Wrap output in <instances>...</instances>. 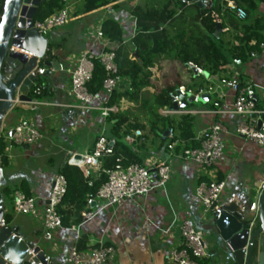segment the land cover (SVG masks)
Masks as SVG:
<instances>
[{"label": "crops", "instance_id": "obj_1", "mask_svg": "<svg viewBox=\"0 0 264 264\" xmlns=\"http://www.w3.org/2000/svg\"><path fill=\"white\" fill-rule=\"evenodd\" d=\"M141 3L142 0H68L69 23L47 36L49 47L55 52L61 68L55 71L44 67L47 73L35 82V87L40 84L42 88L41 95L36 97L33 90L29 95L38 103L18 105L6 117L2 128L4 133L12 135L19 121L28 117L37 124L44 138L34 146L12 148L11 160H7L6 170L4 168L7 182L2 192L6 188L21 190L36 199L37 207L42 212L55 176L70 164L71 159L77 154H91L101 136L111 140V126L101 116L107 96L100 92L93 106L85 108L78 105L70 95L71 72L83 54L99 56L105 51L106 44L108 48L117 49L116 43L99 35L107 20H115L120 24L123 43L131 47L132 60H138L132 41L140 30L147 29L155 41L160 39V31L165 25L142 23L131 15L132 10ZM258 3L264 14V3ZM160 63L159 66H165V62ZM157 67L151 70L153 76L159 69ZM184 69L181 81L195 79L191 72ZM239 70L246 82L264 85V53ZM156 77L152 79L154 88L149 90L151 93L160 90L156 86ZM124 80L125 85L130 86L129 80ZM227 96L231 103L234 95L227 92ZM129 106L132 105L123 102V109ZM201 111L202 114L193 116L195 148L199 147V136L211 125L221 124L224 132L225 152L213 172L206 173L195 162L176 157L173 159L175 173L165 189L121 206H106L96 200L93 211L88 214L92 216L90 220L85 219L80 225L63 227L56 232V248L44 238L41 221L26 215L12 218L4 201L6 225L17 228L24 241L35 243L45 250L54 264H68L69 250L73 246L78 247L82 238L86 241L84 251L98 247L101 242L113 246L116 253L110 264H170L168 252L180 242L177 220H189L204 233L208 254L201 264H235L224 247H220L216 241L212 215L202 218L203 207L196 191L200 183L211 179L225 182L224 207L235 214L244 211L248 218L257 222V214L249 212L246 200L249 195L254 197L264 186V147L236 135V116L214 117L210 114V108ZM135 133L131 138L133 141L127 140L126 144L138 155L143 166L168 158L170 143L160 148L161 144L150 137L146 145H141L137 140L144 132H141L140 137H135ZM183 150H177V156ZM260 244L264 251V234Z\"/></svg>", "mask_w": 264, "mask_h": 264}, {"label": "built area", "instance_id": "obj_2", "mask_svg": "<svg viewBox=\"0 0 264 264\" xmlns=\"http://www.w3.org/2000/svg\"><path fill=\"white\" fill-rule=\"evenodd\" d=\"M221 10H229L241 21L247 18L244 9L239 7L234 0H220ZM263 2L264 0H257ZM63 8L54 13L43 22H35L34 28L43 36L47 37L53 31L67 25L70 21V12L67 7L68 0H61ZM202 5L211 12L214 22L221 25L223 13H217L214 0H199ZM182 5L190 7L196 4L195 1L181 0ZM223 12V11H222ZM102 37V33H99ZM253 45V44H252ZM105 51L99 56L92 53L83 54L77 61L75 68L71 72L70 95L78 105L88 108L93 106L99 99L98 94H91L88 91V84L93 78L95 63L98 62L105 70L106 80L101 92L107 96V103L111 95L116 90L128 89L125 80L118 76V67L116 64L115 49L108 48L105 45ZM264 53V44L260 46ZM259 56L256 52L248 55L249 61ZM246 63L242 59H233V61L224 68L227 73L224 77L215 76L208 78L210 82L206 87L192 88L190 86L180 85L170 94L172 107L161 111V116L179 117V116H198L202 114L200 110L190 109V105L184 109V103L194 98V103H199L198 98L203 95L210 96L209 103L213 102V109L210 114L214 117L223 115H234L238 118L235 133L243 140L254 143L257 146L264 147V85H255L249 82L241 81L242 72L239 70ZM198 69V68H197ZM199 77L203 72L198 69ZM47 69L39 67L32 73L35 78L44 76ZM42 88L34 87L33 93L39 97ZM227 92L234 95V100L229 103ZM106 103V105H107ZM174 105L178 108L174 109ZM119 112L116 106L102 109L101 116L108 120L111 114ZM223 128L221 124L215 123L203 132L198 141L199 147L188 148L180 152L177 156L178 142L171 143L168 146V158L158 160L151 165H131L123 168L118 165L112 170H106L103 167V160L113 154V142L105 137L98 138L94 151L86 155L87 162L81 169L85 172V177L91 181L97 180L101 175L107 176V181L101 186L96 195V200L106 204V206H121L137 198L146 197L154 191L165 189L174 175L173 159L179 157L185 161H193L204 172H213L219 164L225 152L223 141ZM140 131L135 133V137H140ZM173 132L170 130V138ZM44 138L37 124L30 118H22L14 128L12 135L0 132V140L6 145L4 155H0V168L4 170V159L11 160V150L13 147H30L38 144ZM129 141H133L129 139ZM120 162V161H119ZM226 183L211 179L208 182L199 184L196 196L200 200L203 213L202 218L212 215L214 218H220L224 208V195ZM68 183L65 176L61 173L55 176L50 195L42 212L37 207V201L34 197L26 195L21 190H15L11 194L13 209L18 215L31 216L34 220L41 221L44 226V238L54 243V237L58 230L63 228L62 218L58 209L67 194ZM92 202L88 200V206ZM91 215H86V220H90ZM176 222V221H175ZM6 224V220L2 221ZM180 232L179 244L170 249L168 260L170 264H201L207 257L208 249L204 240V233L199 230L189 220H177ZM77 230L76 228H73ZM53 247V248H54ZM56 248V247H55ZM115 248L101 242L97 248L87 251H81L73 246L67 256L68 264H110L115 257ZM48 260L50 258L48 257Z\"/></svg>", "mask_w": 264, "mask_h": 264}, {"label": "trees", "instance_id": "obj_3", "mask_svg": "<svg viewBox=\"0 0 264 264\" xmlns=\"http://www.w3.org/2000/svg\"><path fill=\"white\" fill-rule=\"evenodd\" d=\"M4 1L0 0V18ZM234 1L245 10L247 18L243 21L239 20L229 10H221L220 0H214V10L223 13L221 32L217 34L218 24L214 22L211 12L205 7L201 8L197 3L187 7L182 5L181 0H142V3L132 10L131 15L142 23L165 26L160 31L161 38L156 41L147 29L140 30L135 35L132 47L138 60L131 59V47L123 43L120 24L115 20L104 22L101 29L103 37L118 45L115 51L118 76L130 82L128 89L116 90L106 105L116 106L119 112L111 114L108 118L113 154L103 160L104 169L112 170L118 165L123 168L135 164L143 165L138 155L126 144L137 131L144 132V135L137 140L141 145H146L150 137H153L155 142L161 144L160 148L165 147L166 143L174 142L179 144L178 151L196 147L193 116L168 118L161 116L163 109L172 107L170 94L175 87H165L151 93L149 90L154 88L151 70L161 60H168L182 66L192 64L201 71L207 72L210 78L224 77L227 75L224 68L233 59H242L244 63H248L249 53L262 54L260 46L264 44V14L260 11V4L256 0ZM63 6L61 0H45L38 9L35 20L43 22ZM225 38L228 40L227 43ZM105 80V70L96 62L93 78L88 84L89 93H100ZM192 81L193 84L190 86L192 88L204 87L210 83L204 76ZM241 81L243 83L245 81L243 76ZM123 102L132 106L123 109ZM167 126L173 132V136L164 139L162 135ZM5 148L6 145L0 140V155H4ZM7 163V159H4V166ZM60 173L67 180L68 190L58 212L63 227L71 228L82 224L86 215L93 211L96 195L107 181V176L103 174L99 179L91 181L85 177L83 169L69 163ZM5 191L9 193L7 188ZM88 200L92 205L88 206ZM85 242V238H82L78 246L79 250H85Z\"/></svg>", "mask_w": 264, "mask_h": 264}, {"label": "water", "instance_id": "obj_4", "mask_svg": "<svg viewBox=\"0 0 264 264\" xmlns=\"http://www.w3.org/2000/svg\"><path fill=\"white\" fill-rule=\"evenodd\" d=\"M45 0H5L3 13L0 18V132L6 117L20 104H37L30 92L35 87L32 73L39 67L55 71L61 68L55 52L49 47L48 39L43 37L35 28L36 14ZM204 8L199 0H194ZM221 32L218 25L217 34ZM137 57V54H135ZM184 67L199 77L198 69L192 64ZM206 79L207 72L200 74ZM210 96L203 95L198 102L207 105ZM194 103L189 99L180 109ZM174 109L178 108L174 105ZM164 139L170 138L167 126ZM87 157L75 155L70 165L82 168L86 165ZM4 170L0 168V264H54L48 260L47 253L35 243L23 240L17 228L2 224L4 220V196L2 188L6 186ZM246 205L251 214L258 217L257 222L248 218L243 211L235 214L228 208H223L220 218L212 221L217 234L216 241L220 247L234 260L235 264H264V251L260 238L264 234V186L254 197L248 196Z\"/></svg>", "mask_w": 264, "mask_h": 264}, {"label": "rangeland", "instance_id": "obj_5", "mask_svg": "<svg viewBox=\"0 0 264 264\" xmlns=\"http://www.w3.org/2000/svg\"><path fill=\"white\" fill-rule=\"evenodd\" d=\"M47 38V37H46ZM225 42L227 43L228 40H226L225 38ZM161 62H165L163 65H165L164 67L162 66H159L160 64H158L157 66V72L154 74V78L155 76L156 79H155V82L158 83V88L157 89H162V88H165V87H177V86H180V85H185V86H191L193 84L192 81L190 82H183L181 81V74L182 72L185 70L184 67L182 65H180L179 63L177 62H174V61H168V60H161ZM199 82V81H198ZM197 83V82H196ZM206 87V86H204ZM213 109V102L211 103H208L207 105H203L202 103H193L190 105V109H194V110H202V109ZM144 134V133H143ZM5 167V170H6V165L4 166ZM7 175H8V170H7ZM4 188V187H3ZM16 189H10L8 188V192L9 193H6L5 189L3 190V196H4V201L6 203V205L8 206L9 208V214L12 216V218L16 216H19L13 209V201L11 199V194L12 192H14ZM25 216V215H23ZM27 217V216H25ZM31 217V216H29ZM32 218V217H31Z\"/></svg>", "mask_w": 264, "mask_h": 264}]
</instances>
